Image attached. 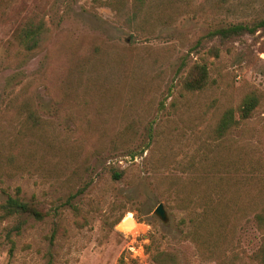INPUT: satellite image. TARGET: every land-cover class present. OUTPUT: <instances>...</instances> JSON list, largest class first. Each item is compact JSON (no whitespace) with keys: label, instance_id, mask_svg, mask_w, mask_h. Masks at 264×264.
I'll return each mask as SVG.
<instances>
[{"label":"rangeland","instance_id":"obj_1","mask_svg":"<svg viewBox=\"0 0 264 264\" xmlns=\"http://www.w3.org/2000/svg\"><path fill=\"white\" fill-rule=\"evenodd\" d=\"M133 4L0 0V203L21 188L49 214L20 234L16 218L0 219V264H152L161 250L180 264H256L264 29L208 34L264 20V0H150L136 18ZM31 19L48 34L27 51L19 33ZM196 65L208 84L189 92ZM248 94L253 116L217 139Z\"/></svg>","mask_w":264,"mask_h":264},{"label":"trees","instance_id":"obj_2","mask_svg":"<svg viewBox=\"0 0 264 264\" xmlns=\"http://www.w3.org/2000/svg\"><path fill=\"white\" fill-rule=\"evenodd\" d=\"M150 0H134L133 17H137L138 14L144 9L146 3ZM264 29V20L258 22L253 26L248 24H233L227 27L219 28L208 34L210 39L228 40L234 37L242 36L246 33L254 34L258 30ZM48 34V28L43 19H31L21 29L19 33V40L21 45L27 51H34L42 46L45 36ZM208 69L206 65H196L189 72L184 81V88L189 92H196L203 90L208 84ZM25 101V100H24ZM22 104V102H21ZM19 100L11 101L9 107L18 108ZM24 109L29 113V119L33 123V127H40V118L35 116L33 105L28 101L24 104ZM259 105V97L256 94H248L242 101L238 109L231 108L217 123L214 133L217 139L226 137L230 131L234 128L240 127L244 122L250 119L256 107ZM236 114L238 117L236 118ZM40 120V122H39ZM115 179H121V172H114ZM46 212L34 199L31 202H27L21 197V188H17L16 195L8 194L7 198L0 203V219L1 221H7L10 219H17V223L12 230L18 234L23 230V226L26 224V218H34L37 221H42L48 216ZM258 230L262 233L261 243L254 251L251 259L256 264H264V203L260 210L254 216ZM8 235V234H7ZM10 235V234H9ZM14 251V244L10 249V253ZM179 256L172 251L161 250L153 255L152 264H180ZM123 258L120 259L119 264H123Z\"/></svg>","mask_w":264,"mask_h":264},{"label":"bare ground","instance_id":"obj_3","mask_svg":"<svg viewBox=\"0 0 264 264\" xmlns=\"http://www.w3.org/2000/svg\"><path fill=\"white\" fill-rule=\"evenodd\" d=\"M133 218L134 217L132 216V214H130L126 217V219L124 220L123 223L127 225V229L129 230V232L136 233L137 232V230H136L137 226H136V223L134 222Z\"/></svg>","mask_w":264,"mask_h":264},{"label":"water","instance_id":"obj_4","mask_svg":"<svg viewBox=\"0 0 264 264\" xmlns=\"http://www.w3.org/2000/svg\"><path fill=\"white\" fill-rule=\"evenodd\" d=\"M157 214L159 216H161L163 219L165 218V212H164V208H163V205H160L157 209Z\"/></svg>","mask_w":264,"mask_h":264}]
</instances>
